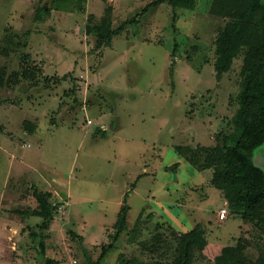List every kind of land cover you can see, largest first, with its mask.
I'll return each mask as SVG.
<instances>
[{"label":"rangeland","instance_id":"obj_1","mask_svg":"<svg viewBox=\"0 0 264 264\" xmlns=\"http://www.w3.org/2000/svg\"><path fill=\"white\" fill-rule=\"evenodd\" d=\"M50 1L0 0V264L95 262L126 193V229L101 264H172L196 224L207 244L190 264H221L237 242L242 264H263L260 229L177 152L192 148L197 161L219 131H233L242 54L217 81L214 41L228 18L215 0L144 12L155 0ZM107 7L113 29L136 21L97 48L87 28ZM24 68L44 74L27 81ZM257 155L264 173V143ZM35 191L57 205L46 226ZM221 208L225 220L211 213Z\"/></svg>","mask_w":264,"mask_h":264},{"label":"trees","instance_id":"obj_2","mask_svg":"<svg viewBox=\"0 0 264 264\" xmlns=\"http://www.w3.org/2000/svg\"><path fill=\"white\" fill-rule=\"evenodd\" d=\"M54 1L56 0L52 2ZM196 1L155 0L143 8L142 12L149 6H158L162 3H168L173 8L193 9ZM36 10L35 17L40 19L42 12L48 15L49 7L38 5ZM213 10L215 14L228 18L214 41L215 79L220 81L223 74L231 69L233 61L242 54L240 89L235 98L237 108L231 118L233 131L230 133L219 131L213 145L199 148L197 161L188 155V152H193L192 148L177 147V152L184 155L197 171L212 170L209 183L221 191L229 212L240 216L244 221L254 222L264 236V173L252 160L255 150L264 143V1L215 0ZM110 13L111 8L107 7L99 25L87 28L88 32L96 37L97 48L110 46L113 36L118 35L126 25L136 21L135 19L125 21L113 29ZM23 57L29 56L24 54ZM35 72L43 75L38 68H24L18 75L27 81H33ZM172 72L171 69L170 75ZM44 81H47V76H44ZM48 87V84H44V88ZM24 124L26 132L32 134L33 127H29L28 122ZM97 133L105 136L104 130L98 129ZM34 197L39 207L34 213L42 217V224L46 226L57 210V205L50 202L48 192L35 191ZM126 197L127 193L124 194L123 205L117 214L114 233L109 235L110 243L102 245L98 259L95 262L88 259L89 264H101L107 252L113 249L114 243L124 233L129 210ZM206 244L203 228L196 224L191 230L180 235L178 255L172 264H190L195 252L203 254ZM39 248L43 256L44 244L41 240ZM239 249V242L228 247L224 251L221 264H242L237 255ZM44 262L50 264L46 258ZM119 264L129 262L121 260Z\"/></svg>","mask_w":264,"mask_h":264},{"label":"crops","instance_id":"obj_3","mask_svg":"<svg viewBox=\"0 0 264 264\" xmlns=\"http://www.w3.org/2000/svg\"><path fill=\"white\" fill-rule=\"evenodd\" d=\"M53 1V0H52ZM52 1H50V2H52ZM44 5V4H43ZM48 7V6H47ZM50 68V67H49ZM43 69H44V67H43ZM44 74V73H43ZM40 150V149H39ZM31 151V150H30ZM36 168V167H35ZM197 171V170H196ZM198 172V174H204L205 172L206 173H208L209 174V177L207 178L208 179V183H209V181H210V178H211V171L210 170H204V171H197ZM54 174H55V176H57V178H60L61 177V175H59V173L57 172V171H54ZM207 174V175H208ZM62 180V179H61ZM63 181V180H62ZM208 185H210V184H208ZM211 186V185H210ZM212 187V186H211ZM217 190V189H216ZM219 193H221V191H219V190H217ZM49 193V192H48ZM70 197H71V195H69ZM224 204H225V200H224ZM218 209H216V210H214V211H212L211 213H212V215H214L215 217H217L216 215H217V213H218ZM213 212L215 213V214H213Z\"/></svg>","mask_w":264,"mask_h":264},{"label":"built area","instance_id":"obj_4","mask_svg":"<svg viewBox=\"0 0 264 264\" xmlns=\"http://www.w3.org/2000/svg\"><path fill=\"white\" fill-rule=\"evenodd\" d=\"M88 123H91L90 120L87 121ZM226 215H227V209L226 208H221L219 209L218 213H217V218L219 220H225L226 219ZM74 264H77L76 262H74Z\"/></svg>","mask_w":264,"mask_h":264},{"label":"water","instance_id":"obj_5","mask_svg":"<svg viewBox=\"0 0 264 264\" xmlns=\"http://www.w3.org/2000/svg\"><path fill=\"white\" fill-rule=\"evenodd\" d=\"M255 160H253V164L258 167L260 165V161H262L261 157L259 155L255 156Z\"/></svg>","mask_w":264,"mask_h":264}]
</instances>
